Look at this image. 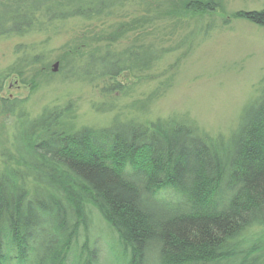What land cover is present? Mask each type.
<instances>
[{"label":"trees","instance_id":"obj_1","mask_svg":"<svg viewBox=\"0 0 264 264\" xmlns=\"http://www.w3.org/2000/svg\"><path fill=\"white\" fill-rule=\"evenodd\" d=\"M124 1L0 0V36L100 18ZM218 7V0L184 2L195 14ZM231 18L264 27V7ZM82 36L73 55L86 44ZM156 52L132 45L88 53L68 77L124 92L120 76L148 69ZM40 56L25 51L4 76H20ZM19 102L1 98V111L12 113ZM67 107L35 118L19 113L22 148L0 167V264H104L97 245L85 241L87 205L114 234L112 264H264V86L228 135L175 116L78 128L63 117Z\"/></svg>","mask_w":264,"mask_h":264},{"label":"rangeland","instance_id":"obj_2","mask_svg":"<svg viewBox=\"0 0 264 264\" xmlns=\"http://www.w3.org/2000/svg\"><path fill=\"white\" fill-rule=\"evenodd\" d=\"M186 1L125 0L100 18L58 19L44 30L1 35L0 99L21 102L12 113L0 108V167L22 148L19 113L35 118L45 108L66 105L63 117L78 128L104 127L115 118L148 122L175 116L211 136L228 135L243 107L264 86V27L230 15L263 8L264 0H218L219 10L204 14L185 11ZM37 15L45 22L43 13ZM82 35L86 44L73 55ZM132 45L152 47L158 57L148 69L120 76L124 92L107 93L101 80L68 77L88 53H118ZM25 51L29 57L40 54L38 62L20 76L5 77ZM87 229L85 241L97 245L104 264H112L118 247L111 229L94 211ZM74 258L70 252L68 261Z\"/></svg>","mask_w":264,"mask_h":264},{"label":"bare ground","instance_id":"obj_3","mask_svg":"<svg viewBox=\"0 0 264 264\" xmlns=\"http://www.w3.org/2000/svg\"><path fill=\"white\" fill-rule=\"evenodd\" d=\"M93 210H92V206L87 205L86 206V216L88 217V223H90L91 221V214H92ZM98 214V213H97ZM99 215V214H98Z\"/></svg>","mask_w":264,"mask_h":264},{"label":"water","instance_id":"obj_4","mask_svg":"<svg viewBox=\"0 0 264 264\" xmlns=\"http://www.w3.org/2000/svg\"><path fill=\"white\" fill-rule=\"evenodd\" d=\"M57 66H58V63H57V62L54 63V65H53V67H52V70H53V71H56V70H57Z\"/></svg>","mask_w":264,"mask_h":264}]
</instances>
